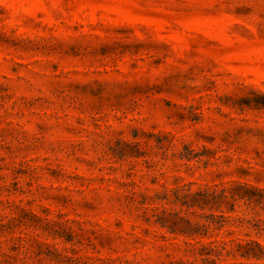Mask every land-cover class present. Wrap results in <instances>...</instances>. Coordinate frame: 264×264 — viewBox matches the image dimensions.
Wrapping results in <instances>:
<instances>
[{
	"label": "rangeland",
	"instance_id": "obj_1",
	"mask_svg": "<svg viewBox=\"0 0 264 264\" xmlns=\"http://www.w3.org/2000/svg\"><path fill=\"white\" fill-rule=\"evenodd\" d=\"M0 264H264V0H0Z\"/></svg>",
	"mask_w": 264,
	"mask_h": 264
}]
</instances>
